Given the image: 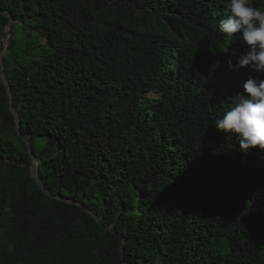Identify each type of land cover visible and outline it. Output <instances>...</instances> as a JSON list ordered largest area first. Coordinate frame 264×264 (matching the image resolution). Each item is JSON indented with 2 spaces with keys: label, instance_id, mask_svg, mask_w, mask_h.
Returning <instances> with one entry per match:
<instances>
[{
  "label": "trees",
  "instance_id": "16d2710c",
  "mask_svg": "<svg viewBox=\"0 0 264 264\" xmlns=\"http://www.w3.org/2000/svg\"><path fill=\"white\" fill-rule=\"evenodd\" d=\"M0 9V264H264V150L215 124L264 72L220 0Z\"/></svg>",
  "mask_w": 264,
  "mask_h": 264
},
{
  "label": "clouds",
  "instance_id": "9594fccd",
  "mask_svg": "<svg viewBox=\"0 0 264 264\" xmlns=\"http://www.w3.org/2000/svg\"><path fill=\"white\" fill-rule=\"evenodd\" d=\"M220 3L224 19L219 23V31L229 37L239 34L245 45V51L238 54L236 67L264 72V9L253 6L250 0ZM215 124L218 131L238 134L241 151L257 146L264 150V79L249 76L243 91L232 98V106Z\"/></svg>",
  "mask_w": 264,
  "mask_h": 264
},
{
  "label": "water",
  "instance_id": "95a60500",
  "mask_svg": "<svg viewBox=\"0 0 264 264\" xmlns=\"http://www.w3.org/2000/svg\"><path fill=\"white\" fill-rule=\"evenodd\" d=\"M0 12H2L1 9H0ZM5 13H7V15L9 16L10 21H9V24H8V33H7V35H6L5 39H4V48L2 49V51L0 53V70H1V74H2V77H3L4 81L7 82V75H6L5 71H4V65H3V57L5 56V54L8 51V45L11 44V42L13 40V33L10 31V27H11V24L13 22V18L11 16L10 12L5 11ZM8 93H9V96H10V107H11V110L13 111V113L16 116V121H18V116L16 114L15 108L12 105L13 98H12V94L10 92V88L9 87H8ZM17 128H18V125H17ZM27 144H28V149L30 150V152L32 154L31 143H30L29 140H27ZM32 157L34 159V163H33V166H32V175L35 178V180H36L37 184L39 185V187L41 189H43L47 194L50 195L49 190L46 188L45 184L43 183V181H42V179L40 177L38 159L33 154H32ZM88 210L91 212L90 209H88Z\"/></svg>",
  "mask_w": 264,
  "mask_h": 264
}]
</instances>
